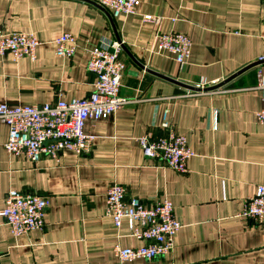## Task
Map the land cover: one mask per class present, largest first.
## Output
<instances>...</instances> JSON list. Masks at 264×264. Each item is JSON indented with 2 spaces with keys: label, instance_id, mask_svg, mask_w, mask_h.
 <instances>
[{
  "label": "crops",
  "instance_id": "crops-1",
  "mask_svg": "<svg viewBox=\"0 0 264 264\" xmlns=\"http://www.w3.org/2000/svg\"><path fill=\"white\" fill-rule=\"evenodd\" d=\"M263 14L264 0H138L135 14L117 18L97 0H0V30L33 33L40 42L34 60L0 57V104L87 97L95 81L86 70L89 50L101 39L122 45L119 95L131 101L109 119L85 124L95 137L88 153L64 151L59 161L32 163L7 152L8 130L0 123V210L12 190L48 201L43 230L14 237L0 217V264H264V224L240 216L264 183V127L255 117L262 108L256 85L264 76ZM147 15L158 23L144 22ZM170 31L191 41L182 67L157 50L156 36ZM63 33L77 45L69 59L55 55L53 41ZM252 63L258 64L212 89ZM168 79L208 90L188 96L195 90ZM165 109L193 151L186 173L156 166L137 143L161 133ZM112 183L145 203H172L181 228L170 254L117 261L115 244L146 242L128 236L125 222L116 238L105 214Z\"/></svg>",
  "mask_w": 264,
  "mask_h": 264
},
{
  "label": "built area",
  "instance_id": "built-area-1",
  "mask_svg": "<svg viewBox=\"0 0 264 264\" xmlns=\"http://www.w3.org/2000/svg\"><path fill=\"white\" fill-rule=\"evenodd\" d=\"M98 5L109 11L112 18L132 15L136 12L138 0H97ZM144 22L158 23L159 19L144 16ZM264 37V14L261 18ZM55 55L71 58L77 48L75 37L69 33L59 35L53 41ZM40 44L33 33H5L0 30V57L10 54L15 60L27 57L35 59V51ZM157 50L171 55L182 67L190 56L191 41L187 35L170 31L156 36ZM122 45L118 41L101 39L89 50L86 70L93 74V91L83 99L71 101L56 100L40 106H8L0 104V123L8 130L4 149L14 156H24L32 163L42 157L59 161L64 151L77 155L88 153L95 137L84 132L87 122L107 120L115 112L131 101L119 95L125 64L120 60ZM215 85L214 83L210 84ZM188 94L203 93L206 85ZM256 89L260 92L262 108L255 114L256 122L264 127V76L258 74ZM161 133L156 136L145 134L137 139L143 155L156 166L177 173H186V163L193 151L183 134H176L169 119V109L162 113ZM48 201L38 195L9 191L4 199L0 217L14 237L26 235L34 230H43L44 212ZM105 214L111 219L119 239L123 222L127 224L128 236L145 241L135 248H122L118 243L113 247V255L119 263L144 260L170 254L174 235L181 223L173 214V205L167 199H156L145 203L136 197H128L123 186L112 183L105 193ZM240 216L257 224H264V183L255 188L248 197Z\"/></svg>",
  "mask_w": 264,
  "mask_h": 264
},
{
  "label": "water",
  "instance_id": "water-1",
  "mask_svg": "<svg viewBox=\"0 0 264 264\" xmlns=\"http://www.w3.org/2000/svg\"><path fill=\"white\" fill-rule=\"evenodd\" d=\"M98 7H100V6L98 5ZM102 10H103V9H102ZM257 64H258V63H252V64H250V65L244 67L243 69H241L240 71H238L237 73H235L232 77H230V78L227 79L226 81H223L222 83H220V84L217 85L216 87H212V89H215V88H218V87L224 85L225 83H227L228 81H230L231 79H233L234 77H236L237 75H239L240 73H242V72H244V71H246V70H248V69H250V68L256 66ZM168 80L171 81V82H173V83L176 84V85L182 86V87L187 88V89H189V90H195V91H199V90H200V89H196V88L194 89V88L191 87V86L185 85V84H183V83H179V82L174 81V80H171V79H168ZM206 90H208V89H204V91H206ZM209 90H211V89H209Z\"/></svg>",
  "mask_w": 264,
  "mask_h": 264
}]
</instances>
